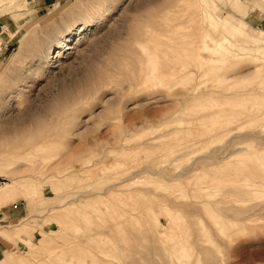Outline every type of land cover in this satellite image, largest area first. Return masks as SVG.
Instances as JSON below:
<instances>
[{"label":"rangeland","instance_id":"374dc122","mask_svg":"<svg viewBox=\"0 0 264 264\" xmlns=\"http://www.w3.org/2000/svg\"><path fill=\"white\" fill-rule=\"evenodd\" d=\"M1 15L0 264H264V0Z\"/></svg>","mask_w":264,"mask_h":264},{"label":"bare ground","instance_id":"6f19581e","mask_svg":"<svg viewBox=\"0 0 264 264\" xmlns=\"http://www.w3.org/2000/svg\"><path fill=\"white\" fill-rule=\"evenodd\" d=\"M85 29V27L83 26V27H81L78 31L79 32H83V30ZM77 44V43H76ZM53 46H55V48H60V47H62V43L60 42V41H58V42H56ZM53 46H50L49 48H48V50H47V54H46V56L44 57V62L46 63V62H48V60H49V56H50V51L52 50V47ZM60 53V52H59ZM147 74H148V72H146ZM146 73H145V75H146ZM146 76H148V75H146ZM152 76V75H151ZM150 76V77H151ZM149 77V78H150ZM146 81V80H145ZM175 84V83H174ZM200 85V84H199ZM198 86V85H197ZM194 91V90H193ZM143 114H139L137 117H136V120H137V125H139L140 127H142L143 128V126H145V124H146V118L144 117V115L142 116ZM148 121V120H147ZM126 139V138H125ZM126 140H128V139H126ZM222 154V153H221ZM83 170V169H82ZM93 170V169H92ZM73 177V176H72ZM69 178V177H68ZM68 178H66V179H68ZM170 179V178H169ZM8 185H10V184H8V183H6V184H3L1 187H0V192L1 191H3L5 188H7V186ZM8 193V192H7ZM6 197H7V195H5ZM4 196V199L6 198ZM1 198V197H0ZM229 207V206H228ZM43 211V210H42ZM190 217V216H189ZM182 218V217H181ZM18 229V228H17ZM15 230V229H14ZM19 230V229H18ZM178 236H181V235H178ZM198 236V235H197ZM182 238H185L184 236H181ZM176 238V237H175ZM180 239L181 238H179V240H177V239H175L176 240V244H177V241H180ZM174 240V241H175ZM184 241V240H183ZM172 242V241H171ZM170 242V243H171ZM186 242V241H185ZM180 243H181V241H180ZM174 244H175V242H174ZM184 244V243H183ZM185 245H187L186 243H185ZM179 246H181L180 244H179ZM182 247V246H181ZM188 247V246H187ZM169 248H171V247H169ZM174 248H176L175 246H174ZM64 249V248H63ZM179 249V248H178ZM181 249V248H180ZM173 250V249H172ZM172 250H171V253H172ZM65 251V250H64ZM177 251V250H176ZM190 251H191V247H190ZM175 252V251H174ZM180 252V251H179ZM193 252V251H192ZM191 252V253H192ZM60 253H61V249L59 250L58 249V258L60 257L59 255H60ZM194 253V252H193ZM46 254H48V253H46ZM176 255V254H175ZM194 255V254H193ZM51 257L52 255L50 254V255H48V257ZM63 256V255H62ZM215 256H217V255H215ZM196 257H199V256H196ZM195 257V259L197 260V258ZM169 258H171V257H169ZM175 259H176V257H174ZM177 260L178 261H188V259L190 260V258H191V255L189 256V254H188V252H180V253H178V255H177ZM208 258V257H207ZM206 258V259H207ZM4 259V258H3ZM47 259V258H46ZM49 259V258H48ZM192 259V258H191ZM194 259V260H195ZM203 259V258H202ZM205 259V260H206ZM209 259V258H208ZM5 260H6V258H5ZM4 260V261H5ZM69 260V259H68ZM78 260V259H77ZM81 260V259H80ZM174 259L172 258V261H173ZM199 260H200V257H199ZM204 260V259H203ZM76 261V260H75ZM82 261H80L79 263H81ZM154 262V261H153ZM164 262V261H163ZM162 262V263H163ZM190 262V261H189ZM201 262V261H200ZM208 262V261H207ZM78 263V264H79ZM84 263V262H83ZM175 263H176V261H175ZM174 263V264H175ZM186 263V262H185ZM192 263H193V261H192ZM24 264H26V263H24ZM28 264H31V263H28ZM70 264V263H69ZM82 264V263H81ZM130 264V263H129ZM155 264V263H154ZM165 264V263H164ZM196 264V263H195ZM210 264V263H209Z\"/></svg>","mask_w":264,"mask_h":264},{"label":"crops","instance_id":"0c3cea01","mask_svg":"<svg viewBox=\"0 0 264 264\" xmlns=\"http://www.w3.org/2000/svg\"><path fill=\"white\" fill-rule=\"evenodd\" d=\"M4 15H1L0 18H2ZM3 19H0V33H2V28H4V25H3Z\"/></svg>","mask_w":264,"mask_h":264}]
</instances>
